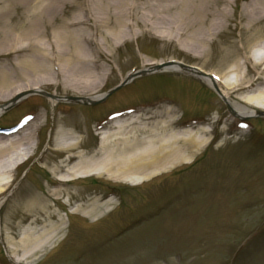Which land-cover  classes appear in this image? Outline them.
I'll return each instance as SVG.
<instances>
[{
    "label": "rangeland",
    "instance_id": "obj_1",
    "mask_svg": "<svg viewBox=\"0 0 264 264\" xmlns=\"http://www.w3.org/2000/svg\"><path fill=\"white\" fill-rule=\"evenodd\" d=\"M14 1L9 4L19 0ZM251 1L229 0L231 33L225 41L219 38L208 45L205 56L196 45L186 47L185 37L175 39L177 25L165 0H40L36 18L16 19L21 26L15 31L13 24L7 25V34L0 37V77L7 78H0V86L10 96L43 82L36 86L41 93L29 92L14 104L12 99L8 104L0 100V106L10 105L0 116V127L6 128L0 132L12 133L39 120L27 130L33 135L30 158L13 171V185L0 196V264H17L7 237L17 239L29 220L11 216L13 196L24 197L30 190L42 194L52 187L48 166L59 155V128L82 133L85 147L92 149L99 141L98 129L116 117L136 111L155 115L166 107H172L181 122L210 124L207 144L188 162H177L139 185L94 175L70 182L68 189L85 198H113L110 209L95 220L72 212L76 202L67 205V196L52 199L64 230L52 246L19 264H264V111L238 119L214 87L182 70L147 72L109 93L136 71L171 60L216 74V51L232 41L254 68L255 43L241 40L239 31L241 8ZM46 6L51 8L47 13ZM108 22L124 33L117 31L119 37L112 39ZM152 26L160 28L158 33ZM129 27L135 29L133 36ZM169 30L172 35L167 38ZM69 31H77L75 38L89 51L93 48L86 38L101 42L96 70L102 80L96 91L79 93L54 79L57 71L47 59L51 41L57 51L58 43H63L61 49L73 50L66 44ZM18 36H39L47 55L24 47L7 51V44L24 42ZM106 36L109 40L104 41ZM33 58L38 61L35 68L29 65ZM44 93L62 99L52 106ZM97 95L103 97L95 104L68 98Z\"/></svg>",
    "mask_w": 264,
    "mask_h": 264
},
{
    "label": "bare ground",
    "instance_id": "obj_2",
    "mask_svg": "<svg viewBox=\"0 0 264 264\" xmlns=\"http://www.w3.org/2000/svg\"><path fill=\"white\" fill-rule=\"evenodd\" d=\"M165 1L166 8L177 25L175 28L178 32L175 34V39L185 37L189 42L185 43L186 47H189L187 45L190 44L196 45L204 56L208 51V45L215 43L219 38L225 41L227 33H231L229 30L231 25L229 0ZM39 2L40 0H19L15 2V5L14 3L10 5L9 0H0V37L7 34L8 24H13L12 30L15 31L21 26L18 21L25 17L26 20L36 18L40 14ZM12 9L16 12L19 9L22 11L20 14L19 12L15 14ZM45 10L46 13L50 11V6H46ZM241 14L243 16L239 26L241 40H252L255 43V50L252 55L256 59L254 68L248 66L246 57L240 55L239 51L235 49V42L233 41L229 45L227 44L228 46H222L216 51L217 56L215 58L217 59L218 71H220H216V74L205 72L196 66L204 74L195 69H184L177 64L164 68V71H186L199 77L208 86L214 87L228 106L230 113L238 119L258 114L259 110L264 111V29L262 26L264 23V0H253L242 6ZM7 20L10 22L8 23ZM109 25L111 31L114 32L110 34L112 39L119 37L117 31L124 33L121 29L116 31L110 22L106 26ZM98 26L95 25V28ZM129 29L131 30L130 35L133 36L135 29L132 30L130 27ZM157 29L160 28L151 27V30L158 33ZM75 32L77 33V31H69L70 39L66 40V44L69 42L74 46L73 50L72 48L61 49L63 43H58L60 51H57L54 49L53 41H51L52 48L47 55V50L39 36H30L27 39L18 36L20 40L26 41V43L18 42L10 46L7 44V51L21 47L26 50L28 48L32 52L35 49L41 50L48 56V61L57 71L54 79H62L68 89L79 93H91L99 89L102 80L101 71L96 70L98 68L96 55L102 54L101 42L93 38H86L84 42L90 43L93 48L89 51L84 45L81 46L75 38ZM170 35H172L171 30H169L167 38L171 37ZM105 39L104 41L109 40L108 36ZM233 60L236 61L229 64ZM30 62H32L29 64L31 68H35L38 61L33 58ZM244 65H246V71L243 72L242 67ZM152 66L139 70L138 73L154 72V69H151ZM42 70L47 76H51V70L48 71L47 67L44 66ZM0 78H2V82L7 78V75L3 74V77ZM42 82L28 86L25 91L22 90L26 87L19 88L10 96L7 95V88L0 86V100H4L8 104L11 99L13 100L21 93L41 91L36 86ZM102 97L103 95H97L82 98L92 102L98 101ZM49 98L52 106H55L62 99L56 94H50ZM7 104L0 106V116L6 107L10 106ZM151 113L136 111L116 117L98 129L99 141L97 146L92 149L85 147L82 133L67 129L64 126L58 129L55 134V150L59 155L56 156L54 163L48 166L52 187H46V191L42 194L30 190L28 195L24 197L13 196L14 204L11 216L20 215L23 219L29 218L17 239L7 237L9 244H11L10 255L14 258V262L19 264L21 261L30 259L45 251L58 240L64 227L57 210L50 203L52 199L67 196V205H71V200L76 202L72 206V212L80 213L95 220L108 212L113 198L106 201L97 196L85 198L79 192L72 193L68 189L70 182L94 175L113 181L139 185L158 173L166 171L177 162L182 160L188 162L196 150L207 144L211 131L208 128L211 125L208 124L209 126H207V122L198 124L192 121L181 122L175 117L172 107H166L160 111L156 110L155 115L154 112ZM33 121L38 125L39 120L37 118ZM31 123H26L12 133H10L11 131L7 134L0 132V196L5 194L13 185L15 180L13 171L30 158L33 149V135L27 130L30 128L31 131L33 130V127H30ZM4 200L2 199V201ZM36 225L41 226V228L37 229Z\"/></svg>",
    "mask_w": 264,
    "mask_h": 264
},
{
    "label": "water",
    "instance_id": "obj_3",
    "mask_svg": "<svg viewBox=\"0 0 264 264\" xmlns=\"http://www.w3.org/2000/svg\"><path fill=\"white\" fill-rule=\"evenodd\" d=\"M175 64L179 65L180 67H182V68H184V69H190V70L195 69V70H197L199 73L204 74L203 71H199L195 66L187 65V64H185V63H183V62H176V61L163 62V63H161V64H158V65L152 67L151 69H154V72H155V71H163V70H165V69H164L165 67L172 66V65H175ZM194 67H195V68H194ZM138 72H139V71H138ZM138 72H135L137 75H136L135 73L132 74V75H129L128 78H127L123 83H121L120 85H118L116 88L112 89L109 93H110V94L113 93L114 91H116L117 89H119L120 87H122V86H124L126 83H128L131 79L135 78L136 76L146 74L148 71H144V72H140V73H138ZM148 73H150V72H148ZM27 93H29V92L21 93L20 95H18L17 97H15V98L11 101V103H12V104L17 103V102H18L23 96H26ZM30 93H35V92H34V91H31ZM36 93H37V92H36ZM38 93H41V91H38ZM109 93H108V94H109ZM44 94H45L46 96H48V97L50 96L49 93H44ZM68 98H70L71 100H75V101H85L84 103H89V101H88L86 98H82V97H81V98H78V97H68ZM96 102H98V101H92L91 103H92V104H95Z\"/></svg>",
    "mask_w": 264,
    "mask_h": 264
}]
</instances>
